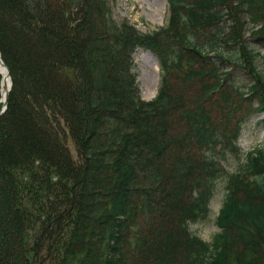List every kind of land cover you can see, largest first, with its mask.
I'll return each instance as SVG.
<instances>
[{
    "label": "trees",
    "instance_id": "obj_1",
    "mask_svg": "<svg viewBox=\"0 0 264 264\" xmlns=\"http://www.w3.org/2000/svg\"><path fill=\"white\" fill-rule=\"evenodd\" d=\"M115 2L0 0V54L13 83L0 114V264L11 255L15 264H264V149L223 179L212 243L190 227L210 214L222 173L216 148L238 151L229 149L240 106L225 63L254 73L240 94L264 110V0H168V25L152 33L117 21ZM244 15L261 25L253 46ZM19 34L52 38L45 46L59 53L49 68L66 99L39 98L12 42ZM140 48L161 65L152 101L135 71ZM20 100L55 157L35 143L4 157Z\"/></svg>",
    "mask_w": 264,
    "mask_h": 264
},
{
    "label": "rangeland",
    "instance_id": "obj_2",
    "mask_svg": "<svg viewBox=\"0 0 264 264\" xmlns=\"http://www.w3.org/2000/svg\"><path fill=\"white\" fill-rule=\"evenodd\" d=\"M164 3L166 7L165 12L163 10ZM113 10L114 16L119 22L126 20L137 26V28L144 33H151L166 26L169 17V5L167 0H116ZM242 18L244 24V37L247 39L248 44L253 46L256 40V37L254 36L258 35L256 33H258L261 25H254L245 15ZM50 40H52V38L46 35L41 41H39V43L37 40H34L32 43L28 42L26 38L21 37L19 34V36L16 35L13 37L12 42L17 43L20 50V59L24 63L26 71L33 74L39 86V98L42 99L45 95L51 99L58 96L66 99L67 94L65 92L59 93L61 88L58 85V82L53 78V73L50 70L51 64L54 63L55 57H57V54L59 53V49L53 47L51 48V46L47 47L48 43L51 42ZM45 44L47 45L45 46ZM261 50H264V46H261ZM36 51L39 56L33 57ZM155 58L158 62L157 57L152 52H148L144 49H138L134 55L136 64L135 71L138 74V84L141 95L145 100H152L156 96L155 95L152 98V96L147 94L149 86L145 82L146 79L151 81L152 85H154L158 79L156 94L158 93L160 87V66L158 68V73H156L153 69L156 61ZM259 60L260 59H258V61ZM224 66H226L225 68H227V74H229L227 75V83L230 84V86H233L234 89L237 88V92L233 91L232 93V97H234L235 100L233 101V107L238 105L240 106V109L232 118L233 122L230 124L232 131H229L230 137L228 140L230 145L229 149H232L233 145H236L238 151L232 152L229 150V152H227L223 144H221L223 148L220 144L218 145L219 147L216 148L217 157L221 160L219 168L222 173L221 177L217 180V188L214 197L210 202V214L207 220L194 223L190 226L191 231L194 234L209 243H212V240L220 232L216 220L227 194V183L223 179L228 173H235L239 171L242 162L245 161L250 152L256 151L257 149H264V110L257 109L258 106H260L257 101L243 100V95L240 94L241 92L244 94V97H246V95L249 94L248 87L251 84L254 86L257 78L253 72H250L247 66L241 67L240 65L234 63H225ZM261 67L262 65L259 64L258 69H261ZM141 76L144 81L139 80ZM21 88L25 89L23 84L21 85ZM240 102L241 104H239ZM18 105L19 108L15 109V115L11 119L10 123V130L7 132L11 141L5 145L4 157L9 160L13 159L17 155L18 150L25 155L27 150H30L29 148L32 143H35L46 151H49L55 157V143L50 139L48 140L44 136H41L35 130V117L21 100ZM254 108L256 109L253 111ZM242 116L244 118V123L240 127L237 139L235 140L234 134L236 131L234 130L237 129V122L242 119ZM69 145L73 154L76 156L77 154L74 145L71 142ZM3 193H6L5 190ZM6 196L8 197L7 193ZM7 220L8 219L5 216V221ZM11 237L15 238L14 232H12ZM6 260L8 264H15V260L12 255L7 257Z\"/></svg>",
    "mask_w": 264,
    "mask_h": 264
},
{
    "label": "bare ground",
    "instance_id": "obj_3",
    "mask_svg": "<svg viewBox=\"0 0 264 264\" xmlns=\"http://www.w3.org/2000/svg\"><path fill=\"white\" fill-rule=\"evenodd\" d=\"M165 9H166V7H165V3H164V8H163V10H164V12H165ZM163 12V13H164ZM115 17V16H114ZM116 19V18H115ZM117 20V19H116ZM118 21V20H117ZM137 51V50H136ZM136 51H135V53H136ZM148 51V50H147ZM148 52H150V51H148ZM135 53H134V55H135ZM134 55H133V59H134ZM155 55V54H154ZM156 56V55H155ZM157 57V56H156ZM157 59H158V62H157V60H156V58H155V65H154V71L156 72V73H158V68H159V66L161 67V65H160V61H159V58L157 57ZM134 63H135V60H134ZM159 63V64H158ZM0 74H1V76H2V78H3V81H2V87H0V109L2 108V106H3V104H4V101L6 100V98H7V95H8V93H9V89H10V86H11V81H10V79H9V77H8V74H7V70H6V68L2 65V63H1V61H0ZM139 80H143L144 81V79H143V77L141 76L140 77V79ZM147 84H148V86H149V88H148V91H147V94L149 95V96H152V98L156 95H158V93L156 94V89H157V86H158V79H157V81H156V83L154 84V85H152V83H151V81H148V79H146V81H145ZM7 109V108H6ZM6 109H5V111H6ZM244 123V122H243ZM242 123V124H243ZM242 124H241V126H242ZM229 131H232V129H230ZM235 131V130H234Z\"/></svg>",
    "mask_w": 264,
    "mask_h": 264
},
{
    "label": "water",
    "instance_id": "obj_4",
    "mask_svg": "<svg viewBox=\"0 0 264 264\" xmlns=\"http://www.w3.org/2000/svg\"><path fill=\"white\" fill-rule=\"evenodd\" d=\"M0 61H1L2 65L6 68V70H7V74H8V77L11 78V77H10L9 70H8L7 66L5 65V63L3 62V60H2L1 57H0ZM11 85H12V83H11ZM10 90H11V89H10ZM10 90H9V92H10ZM8 95H9V93H8ZM8 95H7V98H6L5 103H4L5 108L7 107Z\"/></svg>",
    "mask_w": 264,
    "mask_h": 264
}]
</instances>
